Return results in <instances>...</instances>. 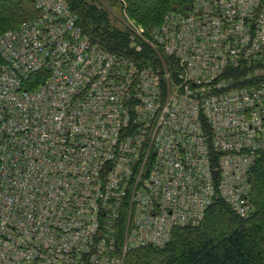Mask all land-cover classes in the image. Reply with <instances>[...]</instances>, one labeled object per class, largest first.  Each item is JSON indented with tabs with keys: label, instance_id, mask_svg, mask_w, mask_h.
<instances>
[{
	"label": "built area",
	"instance_id": "built-area-1",
	"mask_svg": "<svg viewBox=\"0 0 264 264\" xmlns=\"http://www.w3.org/2000/svg\"><path fill=\"white\" fill-rule=\"evenodd\" d=\"M33 2L0 35V264H124L218 199L250 214L264 0H193L149 32L120 18L159 59L144 66L94 44L67 0Z\"/></svg>",
	"mask_w": 264,
	"mask_h": 264
},
{
	"label": "trees",
	"instance_id": "trees-1",
	"mask_svg": "<svg viewBox=\"0 0 264 264\" xmlns=\"http://www.w3.org/2000/svg\"><path fill=\"white\" fill-rule=\"evenodd\" d=\"M192 1L67 0L94 44L118 56L137 58L142 66L156 55L147 48L140 55L134 53L130 47L133 32L122 19L132 20L149 32L166 13L184 11ZM38 14L33 0H0V35L18 29ZM154 62L160 64L159 59ZM249 181L252 211L248 216L238 215L218 199L202 221L176 227L166 246L130 250L124 264H264V153Z\"/></svg>",
	"mask_w": 264,
	"mask_h": 264
},
{
	"label": "rangeland",
	"instance_id": "rangeland-1",
	"mask_svg": "<svg viewBox=\"0 0 264 264\" xmlns=\"http://www.w3.org/2000/svg\"><path fill=\"white\" fill-rule=\"evenodd\" d=\"M120 18V17H119ZM114 20V19H113ZM113 22H115V23H117L118 24V22H116L115 20L113 21ZM135 23V22H134Z\"/></svg>",
	"mask_w": 264,
	"mask_h": 264
},
{
	"label": "water",
	"instance_id": "water-1",
	"mask_svg": "<svg viewBox=\"0 0 264 264\" xmlns=\"http://www.w3.org/2000/svg\"><path fill=\"white\" fill-rule=\"evenodd\" d=\"M185 8L187 9L188 8V5H186Z\"/></svg>",
	"mask_w": 264,
	"mask_h": 264
}]
</instances>
